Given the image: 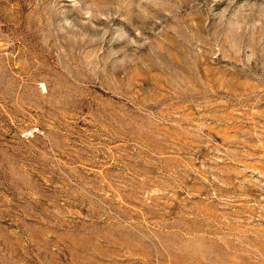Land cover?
I'll return each mask as SVG.
<instances>
[{
    "label": "rangeland",
    "instance_id": "374dc122",
    "mask_svg": "<svg viewBox=\"0 0 264 264\" xmlns=\"http://www.w3.org/2000/svg\"><path fill=\"white\" fill-rule=\"evenodd\" d=\"M0 264H264V0H0Z\"/></svg>",
    "mask_w": 264,
    "mask_h": 264
}]
</instances>
